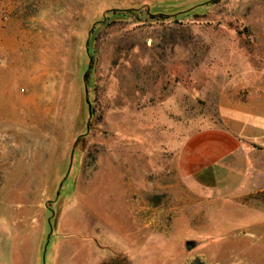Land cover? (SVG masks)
Masks as SVG:
<instances>
[{
    "label": "rangeland",
    "instance_id": "1",
    "mask_svg": "<svg viewBox=\"0 0 264 264\" xmlns=\"http://www.w3.org/2000/svg\"><path fill=\"white\" fill-rule=\"evenodd\" d=\"M242 106L264 116V0H0V264H264V192L176 168Z\"/></svg>",
    "mask_w": 264,
    "mask_h": 264
},
{
    "label": "crops",
    "instance_id": "2",
    "mask_svg": "<svg viewBox=\"0 0 264 264\" xmlns=\"http://www.w3.org/2000/svg\"><path fill=\"white\" fill-rule=\"evenodd\" d=\"M253 112L242 106L227 116L225 126L199 130L188 137L178 153L176 168L189 190L231 201L264 192V116ZM90 237L84 242L92 241ZM91 243L96 252L104 249ZM110 258L96 256L95 260L106 264Z\"/></svg>",
    "mask_w": 264,
    "mask_h": 264
},
{
    "label": "water",
    "instance_id": "3",
    "mask_svg": "<svg viewBox=\"0 0 264 264\" xmlns=\"http://www.w3.org/2000/svg\"><path fill=\"white\" fill-rule=\"evenodd\" d=\"M88 44H89V40H88V42H87V50H88ZM84 83H85V85H86V79H85V77H84ZM88 129H89V126H88ZM77 142H78V141H77ZM76 144H77V143H76ZM75 149H76V145L73 147L72 156H71V164H72V162H73V157H74ZM49 239H50V238H48V242H49ZM195 245H196L195 242H188L186 247H187L188 250H192V249L195 247Z\"/></svg>",
    "mask_w": 264,
    "mask_h": 264
}]
</instances>
